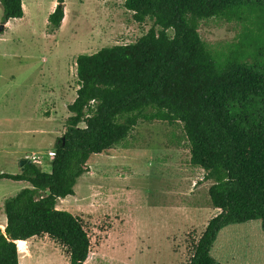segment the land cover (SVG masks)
Returning <instances> with one entry per match:
<instances>
[{"label": "trees", "instance_id": "1", "mask_svg": "<svg viewBox=\"0 0 264 264\" xmlns=\"http://www.w3.org/2000/svg\"><path fill=\"white\" fill-rule=\"evenodd\" d=\"M0 5L2 24L24 17L22 0ZM65 7L57 0L51 34L61 29ZM125 8L135 22L153 26L135 43L77 58L80 87L50 172L31 162L20 174L0 173V180L30 185L4 201L0 264H19L17 242L43 236L65 248L70 264L86 263L89 232L57 203L75 195L91 157L126 140L141 121L180 126L191 165L213 182L209 196L220 212L187 264H218L211 250L230 225L260 221L264 232V0H126ZM214 18L245 25L222 51L199 33L200 23Z\"/></svg>", "mask_w": 264, "mask_h": 264}, {"label": "rangeland", "instance_id": "2", "mask_svg": "<svg viewBox=\"0 0 264 264\" xmlns=\"http://www.w3.org/2000/svg\"><path fill=\"white\" fill-rule=\"evenodd\" d=\"M125 2L66 0L65 19L54 34L41 13L34 29L29 19L5 27L0 34V173L21 168L15 156L25 152L29 154L24 159L29 157L43 171L51 170L48 153L66 133L68 106L80 87L77 58L135 43L153 26L151 20L135 22ZM2 16L0 5V26ZM244 30L241 22L217 18L202 21L199 27L213 51L237 42ZM88 168L75 195L60 199L57 208L82 219L92 251L102 252L97 264H186L193 243L220 212L209 196L213 182L205 181V172L190 163L180 126L141 121L126 140L91 157ZM21 187L19 182L0 180V232L5 226L4 201ZM252 223L264 236L261 222ZM247 225H232L239 231L225 235L243 239L236 242L235 247L241 248L235 252V263L228 260L231 264L262 249L259 235ZM249 236L256 238L250 246ZM36 240L43 245L42 264H70L65 248L56 241L48 236ZM95 259L98 255L91 258Z\"/></svg>", "mask_w": 264, "mask_h": 264}, {"label": "crops", "instance_id": "3", "mask_svg": "<svg viewBox=\"0 0 264 264\" xmlns=\"http://www.w3.org/2000/svg\"><path fill=\"white\" fill-rule=\"evenodd\" d=\"M23 2V9H24V17L22 19H13L10 20L7 24H5V27L9 28L11 26V23H13L14 21H25L27 19H29L31 28L34 29V22H35V17L38 13H41L44 18L45 21L48 25V18L49 16L54 12L56 6H57V0H50V2H48L47 0H22ZM35 8L37 9L35 11ZM30 28V29H31ZM50 152V151H49ZM27 152L25 153H21V154H15V160L18 161H22L25 156H27ZM22 168H19L18 170H16L14 173L12 174H20L22 173ZM50 172V171H48ZM5 180V179H4ZM22 184V187L17 191V194L24 188L30 187V185L26 182H19ZM5 215V213H4ZM5 226H4V230L5 227L7 225V218L5 215ZM253 222V221H252ZM252 222H248L246 224H248L247 226L250 227V231L255 232L256 234H258V241L260 242V245L262 246V249H260L259 251L257 250V254L256 255H251V254H243L241 256L240 259H238L239 263L236 264H264V236L262 234H260V226L258 224H253ZM4 230L1 233H4ZM239 231V229H233L232 225L224 228L220 234L222 235L220 237V234L217 238V240L215 241L212 250H211V255L212 257L217 261L218 264H231L228 262L229 259H232V261L235 263L237 260L236 257V250L238 248L241 247H235L238 246L236 242H243V239H239V238H233L230 236H225L227 233H232V232H237ZM225 234H222L224 233ZM224 235V236H223ZM36 239H38V237H34L32 239H29L27 241H18L17 245L19 248V264H26V262H33V264H42V262L39 260V255L42 254V252L44 251V249H42V242L37 241ZM254 237L249 236L248 238H246L247 241H249V246L250 243L253 245L255 242ZM243 245V244H241ZM103 246V245H102ZM243 249V248H242ZM179 252V251H178ZM250 252V251H248ZM180 253V252H179ZM244 253V252H243ZM94 255H98V259L95 260H91V258ZM100 255H102V252L99 251V249L97 248L96 251H92V246H91V253L89 255V258L87 259L85 264H97L95 262H98L100 260ZM189 260L186 261V264Z\"/></svg>", "mask_w": 264, "mask_h": 264}, {"label": "water", "instance_id": "4", "mask_svg": "<svg viewBox=\"0 0 264 264\" xmlns=\"http://www.w3.org/2000/svg\"><path fill=\"white\" fill-rule=\"evenodd\" d=\"M4 29H5V24H2L1 26H0V34L4 31ZM32 161H30V160H27V159H23L22 161H21V168H22V170H24V166L27 164V163H31Z\"/></svg>", "mask_w": 264, "mask_h": 264}, {"label": "built area", "instance_id": "5", "mask_svg": "<svg viewBox=\"0 0 264 264\" xmlns=\"http://www.w3.org/2000/svg\"><path fill=\"white\" fill-rule=\"evenodd\" d=\"M48 155L50 156V157H52V159L54 158V156H55V153L54 152H49L48 153ZM27 160L29 159V157L28 158H26Z\"/></svg>", "mask_w": 264, "mask_h": 264}]
</instances>
